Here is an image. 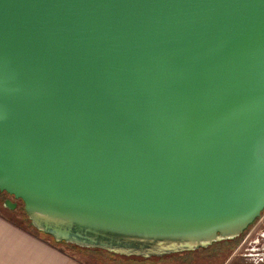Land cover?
<instances>
[{"label": "water", "instance_id": "water-1", "mask_svg": "<svg viewBox=\"0 0 264 264\" xmlns=\"http://www.w3.org/2000/svg\"><path fill=\"white\" fill-rule=\"evenodd\" d=\"M0 192L125 257L240 237L264 211V0H0Z\"/></svg>", "mask_w": 264, "mask_h": 264}, {"label": "trees", "instance_id": "trees-1", "mask_svg": "<svg viewBox=\"0 0 264 264\" xmlns=\"http://www.w3.org/2000/svg\"><path fill=\"white\" fill-rule=\"evenodd\" d=\"M5 196L9 197L6 193L0 192V217H2L4 220L14 225L15 227L19 228L20 230L28 232L29 234H32L33 236L50 243L54 248L58 249L60 252L80 264H160L162 262H169V260L172 261V258L179 256L188 259L191 258L194 254H200L203 257L210 256L211 260L209 262L207 261V264H222L240 240V237H238L233 240L216 242L205 248H199L192 251H184L180 253L165 255L162 257H125L99 249L80 248L64 242H55L52 237L38 232L31 226L23 210V205L22 203H20L21 213L24 215V218L26 219L31 231L24 228V226L22 225V218L18 213V208H16L14 211H11L2 207V199ZM166 257L169 258L165 259Z\"/></svg>", "mask_w": 264, "mask_h": 264}, {"label": "crops", "instance_id": "crops-1", "mask_svg": "<svg viewBox=\"0 0 264 264\" xmlns=\"http://www.w3.org/2000/svg\"><path fill=\"white\" fill-rule=\"evenodd\" d=\"M0 264H80L0 217Z\"/></svg>", "mask_w": 264, "mask_h": 264}, {"label": "flooded vegetation", "instance_id": "flooded-vegetation-1", "mask_svg": "<svg viewBox=\"0 0 264 264\" xmlns=\"http://www.w3.org/2000/svg\"><path fill=\"white\" fill-rule=\"evenodd\" d=\"M12 197H3L2 207L14 211L20 204L19 201L12 202ZM13 199V198H12ZM16 203V207L11 209L7 207L6 201ZM19 204H18V203ZM169 257H166L167 259ZM211 257L202 255H192L191 258L174 257L172 261L160 264H207ZM222 264H264V211L261 216L240 236L238 244L233 248L229 256Z\"/></svg>", "mask_w": 264, "mask_h": 264}, {"label": "rangeland", "instance_id": "rangeland-1", "mask_svg": "<svg viewBox=\"0 0 264 264\" xmlns=\"http://www.w3.org/2000/svg\"><path fill=\"white\" fill-rule=\"evenodd\" d=\"M10 200H11L12 202H14V201H13L14 199L10 198ZM17 203H18V202H17ZM18 204H19V203H18ZM20 207H21V204L18 205V213H19L20 217L22 218V225L24 226V228H26V229H28V230L31 231V229H30V227H29V225H28L26 219L24 218V215L21 213Z\"/></svg>", "mask_w": 264, "mask_h": 264}]
</instances>
